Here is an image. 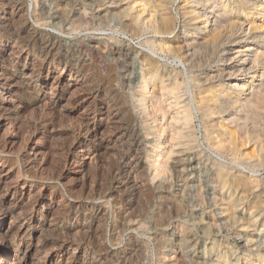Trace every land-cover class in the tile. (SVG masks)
<instances>
[{
    "label": "rangeland",
    "instance_id": "rangeland-1",
    "mask_svg": "<svg viewBox=\"0 0 264 264\" xmlns=\"http://www.w3.org/2000/svg\"><path fill=\"white\" fill-rule=\"evenodd\" d=\"M153 1L163 0H44L39 20L31 0H0V80L17 79L0 89V264H264V123L258 139L250 128L242 158L217 149L219 134L201 105L215 48L198 45L192 33L185 41L192 28L183 0L163 1L174 32L136 28L137 10L153 11ZM48 37L53 53L45 59L39 52ZM60 53L79 74L63 71ZM149 58L158 73L142 68L148 79L162 77L143 90ZM176 78L174 97L162 83ZM182 106L193 112L187 124L173 119ZM159 156L166 170L157 171ZM125 166L133 177L118 186L113 179ZM221 169L232 175L229 195ZM111 189L116 196L104 200ZM99 205L105 211L96 212ZM6 209L16 217L4 219Z\"/></svg>",
    "mask_w": 264,
    "mask_h": 264
},
{
    "label": "bare ground",
    "instance_id": "bare-ground-1",
    "mask_svg": "<svg viewBox=\"0 0 264 264\" xmlns=\"http://www.w3.org/2000/svg\"><path fill=\"white\" fill-rule=\"evenodd\" d=\"M33 2V13L35 15V18H38L39 20L42 19V17H45V2L44 0H31ZM46 1V0H45ZM102 1V0H101ZM106 1V0H104ZM112 1V0H111ZM136 1V0H134ZM156 1V0H155ZM164 1V0H163ZM154 2V5L152 6V10L149 12V9L147 10L145 7H138L139 10L136 12V16L133 20L134 25L136 28L140 29V26H151V28L155 31L156 35L162 34L164 35L167 32H174L173 30L175 24H174V17L169 12V6L165 2ZM185 4L184 9L186 10L187 14L185 15V19L188 18L191 30L187 33L183 31V36L186 37L185 41H188L187 37H190L191 33L193 37H198L196 40V43L200 46L207 45L208 42L211 41V43L214 46L215 52V61L216 66L214 70H212L213 75L209 77V83L212 82L209 95L201 97V105L203 104V110L204 115L206 118L211 121L212 127L218 132V137H216V143H217V149L221 150L222 152H233L234 157L237 159L239 157L242 158V152L244 151V142L250 140L248 134L249 132L253 134H256L254 137L258 139L259 136V130L261 128L262 123H264V0H183ZM17 2V1H16ZM14 2L15 8L19 10V4ZM110 2V1H109ZM145 2V1H144ZM104 3V2H103ZM172 3V2H171ZM13 4V5H14ZM109 4V3H108ZM116 4V3H115ZM137 4V3H135ZM132 5V4H131ZM108 6V5H107ZM112 6V4H111ZM134 6V4H133ZM145 6V5H144ZM104 7V6H103ZM131 7V6H130ZM23 8V7H21ZM102 8V7H101ZM109 8V7H108ZM172 8V7H171ZM183 8V7H182ZM133 9V7H132ZM105 10V9H104ZM131 10V8H130ZM183 10V9H182ZM126 11V10H125ZM135 11V10H134ZM133 11V12H134ZM130 12V11H128ZM126 11V13L128 14ZM182 12V11H181ZM126 14V15H127ZM183 14V13H182ZM33 15V16H34ZM180 15V14H179ZM182 17V16H181ZM129 18V15H128ZM127 18V19H128ZM44 19V18H43ZM183 19V18H182ZM184 19V20H185ZM39 20H37L39 22ZM131 20V19H130ZM43 21V20H42ZM40 23V22H39ZM174 25V26H173ZM182 25V24H181ZM2 26V25H1ZM134 26V27H135ZM178 26V25H177ZM175 26V27H177ZM183 27V26H182ZM133 28V27H132ZM142 28V27H141ZM148 28V27H147ZM144 29V27H143ZM149 29V28H148ZM188 29V28H187ZM138 30V29H137ZM145 30V29H144ZM187 31V30H186ZM142 32V31H141ZM145 32V31H144ZM153 32V31H152ZM14 33V32H13ZM38 32H35L37 34ZM154 33V32H153ZM152 33V34H153ZM154 33V34H155ZM169 33V35H170ZM34 34V35H35ZM141 34V33H140ZM139 34V35H140ZM144 34V33H143ZM40 35V34H39ZM17 36V35H16ZM15 36V37H16ZM21 36V34H20ZM51 36V35H50ZM161 36V35H160ZM165 36V35H164ZM171 36V35H170ZM175 36V35H174ZM159 37V36H158ZM17 41L20 40V37L17 36ZM48 44L52 42L51 40L54 37H48ZM162 38V37H161ZM1 39V38H0ZM38 37H31V43L37 42ZM40 39V38H39ZM160 39V37H159ZM165 39V38H164ZM193 39V38H192ZM27 40V39H25ZM41 40V39H40ZM57 41V40H56ZM164 41V40H163ZM184 41V40H183ZM2 42V40H1ZM16 42V41H14ZM44 42V41H43ZM59 42V41H58ZM63 42V41H62ZM168 42V41H166ZM192 42V41H191ZM41 43V42H40ZM39 43V44H40ZM54 43V42H53ZM185 43V42H184ZM190 43V41H189ZM185 44L186 47L189 49L191 44ZM193 43V42H192ZM43 44V43H42ZM58 44V43H57ZM70 44V43H69ZM68 44V45H69ZM162 44V43H161ZM161 47L162 48V46ZM183 43H181L182 45ZM17 45V44H16ZM55 45V44H54ZM78 45V44H77ZM180 45V46H181ZM62 46V45H60ZM59 46V47H60ZM65 46V45H64ZM167 46V45H166ZM173 46V45H172ZM42 47V46H41ZM44 47V45H43ZM47 45L45 48H41L40 55L45 56V59L49 57V55L52 52V48ZM125 47V46H124ZM123 47V48H124ZM130 47V46H129ZM155 47V46H154ZM158 47V46H157ZM164 47V46H163ZM169 47V46H168ZM210 47V46H209ZM212 47V46H211ZM23 49V47L21 46ZM167 48V47H166ZM173 48V47H170ZM183 48V47H182ZM202 48V47H201ZM29 49V48H28ZM70 49V47H69ZM122 49V48H120ZM174 49V48H173ZM206 48L204 47L203 50ZM209 49V48H208ZM21 50V49H20ZM19 50V51H20ZM61 50V49H60ZM162 50V49H161ZM165 50V49H164ZM182 50V49H181ZM18 51V52H19ZM66 51V50H65ZM131 51V50H130ZM180 51V50H179ZM184 51V50H183ZM191 51V50H190ZM212 51V50H211ZM34 52V51H33ZM37 52V51H36ZM35 52V53H36ZM118 52V51H117ZM128 49H123L120 51V54L122 56H127ZM159 52V51H158ZM163 52V51H162ZM167 52V51H166ZM194 52V51H193ZM210 52V51H209ZM22 53V52H21ZM21 53H14L13 54H19ZM53 53V52H52ZM59 53V52H58ZM130 53V52H129ZM57 54V53H56ZM162 54V53H161ZM186 54V53H185ZM188 54V53H187ZM190 54V53H189ZM188 54V56H189ZM214 54V52H213ZM32 55V54H31ZM39 55V57H40ZM18 56V55H17ZM68 55H61L58 54L57 60L60 64L64 65L63 71L68 72L70 71V75H72L73 71L75 69H69L68 62L65 59ZM179 56V55H178ZM184 56V54H183ZM187 56V57H188ZM191 56V55H190ZM51 57V56H50ZM72 57V56H71ZM70 58V57H69ZM43 59V60H45ZM148 59V58H147ZM190 59V58H189ZM193 59V58H192ZM39 60V59H38ZM41 60V58H40ZM55 60V59H54ZM84 60H86L84 58ZM182 60V59H181ZM186 60V58H185ZM188 60V59H187ZM186 60V61H187ZM194 60V59H193ZM42 61V60H41ZM145 61V60H144ZM142 61L141 69L148 67L149 72L157 71L155 63L153 61L147 60L146 62ZM185 61V63H186ZM84 62V61H83ZM82 62V63H83ZM58 63V64H59ZM154 63V64H153ZM81 64V63H80ZM158 64V62H157ZM198 64V63H197ZM161 65V64H160ZM196 65V64H195ZM194 65V66H195ZM60 65H58L59 67ZM74 66V65H73ZM78 66V65H77ZM81 66V65H80ZM79 66V67H80ZM140 66V65H139ZM189 66V64L187 65ZM185 64V68L188 73V67ZM201 66V65H200ZM72 67V66H71ZM132 67V66H131ZM27 68V67H26ZM60 68V67H59ZM33 71V70H32ZM35 71V70H34ZM206 72V71H205ZM75 73L79 74L80 70H75ZM155 73H158L155 72ZM154 73V76L152 78L148 79V74L143 69L142 72L140 71L142 82L139 83V88L145 90L147 86L153 82L155 77L161 78V75H156ZM162 73V71H161ZM35 74V73H34ZM31 74V75H34ZM24 75V74H23ZM175 76V75H174ZM206 76V75H205ZM34 77V76H33ZM32 77V78H33ZM140 77V76H139ZM173 77V76H172ZM194 77V76H193ZM37 78V77H36ZM45 79V78H44ZM43 79V80H44ZM172 79V78H171ZM199 79V77H198ZM203 79V78H202ZM17 79L13 76H10L9 79L5 78V80H0V89L6 87L7 85L13 84ZM182 80V78H181ZM194 80V79H193ZM196 80V79H195ZM204 80V79H203ZM202 80V81H203ZM208 80V79H206ZM204 80L203 82H205ZM60 81V79H58ZM165 81V80H164ZM198 81V80H197ZM196 81V82H197ZM201 81V80H200ZM199 81V84H200ZM10 82V83H9ZM166 82V81H165ZM173 82V81H172ZM57 84L59 82H56ZM183 84V83H181ZM160 86V85H159ZM179 86L178 79H174V82L171 85H165L162 83V90L165 91L166 94L173 95L174 97L177 95V90ZM181 86V85H180ZM204 86V85H203ZM198 87V86H197ZM178 88V89H177ZM201 88V87H199ZM161 89V88H160ZM198 89V88H197ZM196 89V90H197ZM206 89V88H205ZM157 90V89H156ZM208 91V90H207ZM198 92V91H197ZM17 93V92H16ZM144 93V92H143ZM147 93V92H146ZM145 93V94H146ZM160 93V92H159ZM158 93V94H159ZM13 94V93H12ZM19 94V93H17ZM197 94L196 92L194 93ZM144 95V94H143ZM198 95V94H197ZM146 96V95H145ZM201 96V95H200ZM94 98L99 97L98 92L94 93ZM156 97V96H155ZM154 97V99H155ZM93 98V99H94ZM162 98V96H161ZM160 98V99H161ZM170 98V97H169ZM178 98V97H177ZM158 99V98H157ZM195 99V97H194ZM193 99V100H194ZM200 99V98H199ZM40 100V99H39ZM162 100V99H161ZM177 100V99H176ZM175 100V101H176ZM197 100V99H196ZM32 102V101H31ZM163 102V101H161ZM180 102V101H179ZM39 103V102H38ZM172 103V102H171ZM175 103V102H174ZM200 103V102H199ZM198 104V102H197ZM146 105V104H145ZM164 105V104H163ZM179 105V104H178ZM142 106V105H141ZM171 107V106H170ZM184 107V106H182ZM180 108V107H179ZM166 109V108H165ZM184 109L181 111V113L178 114L177 117L173 118L175 121H185L186 124L191 120L193 112L189 108H182ZM197 109V107H195ZM199 109V107H198ZM156 110V109H155ZM176 110V109H175ZM200 110V109H199ZM145 111V110H144ZM158 111V110H157ZM178 111V110H176ZM198 112V110H197ZM153 113V112H152ZM158 113V112H157ZM164 113V112H163ZM170 114V113H169ZM175 114V113H174ZM176 115V114H175ZM202 115V114H201ZM172 116V115H171ZM203 116V117H205ZM174 117V116H173ZM194 117V116H193ZM200 117V116H199ZM170 118V117H169ZM165 119V118H164ZM163 120V119H162ZM165 121V120H164ZM192 121V120H191ZM167 122V121H166ZM174 122V121H173ZM163 123V122H162ZM207 123V121H206ZM209 123V122H208ZM184 124V123H183ZM169 125V124H168ZM177 125L175 122L174 126ZM180 125V124H179ZM182 125V124H181ZM180 125V126H181ZM189 125V124H188ZM173 126V127H174ZM94 127V126H93ZM164 127V126H163ZM176 127V126H175ZM175 127L173 130H175ZM211 127V126H210ZM264 127V126H263ZM166 128V127H165ZM172 128V127H171ZM251 128V130H250ZM206 129V128H205ZM213 129V130H214ZM261 131H264L263 128H261ZM86 130V133H90L92 130L91 124H88L87 127L84 129ZM176 128V132H177ZM79 132V131H78ZM175 132V131H174ZM207 132V129H206ZM210 132V130H209ZM213 132V131H212ZM84 133V132H83ZM214 133V132H213ZM80 134V133H78ZM82 134V133H81ZM181 135V133H180ZM215 135V134H213ZM263 135V134H262ZM249 140H248V138ZM209 137V136H208ZM263 137V136H262ZM211 138V137H210ZM214 138V137H213ZM212 138V139H213ZM254 138V139H255ZM253 139V140H254ZM262 139V138H261ZM211 140V139H210ZM215 140V139H214ZM213 140V141H214ZM138 141V140H137ZM136 141V142H137ZM224 142H227L228 144H224ZM247 142V144H248ZM252 142V140H251ZM215 143V144H216ZM256 143V142H255ZM264 142L258 141V144L260 148H263ZM214 144V145H215ZM250 144V143H249ZM257 144V145H258ZM139 145V144H138ZM213 145V147H214ZM254 146V145H253ZM161 147V146H160ZM216 147V146H215ZM162 148V147H161ZM164 148V147H163ZM247 148V147H246ZM245 148V149H246ZM250 148V147H249ZM160 149V148H158ZM259 149V148H258ZM264 149V148H263ZM133 150V149H132ZM138 150V149H137ZM262 150V149H260ZM218 153V150H215ZM246 152V151H245ZM248 152V151H247ZM249 153V152H248ZM222 154V153H221ZM251 154V152H250ZM160 155V154H159ZM232 155V154H231ZM230 155V156H231ZM232 155V157H233ZM139 156V155H138ZM168 156V155H167ZM223 156V155H222ZM245 156V155H244ZM249 156V155H248ZM255 156V155H254ZM253 156V157H254ZM257 156V155H256ZM226 157V156H224ZM231 157V158H232ZM228 158H230L228 156ZM240 158V160H241ZM245 158H247L245 156ZM256 158V157H255ZM123 159V158H122ZM128 159V158H127ZM161 156L158 157V160L154 162L155 167H157V171H160L164 168L162 161L160 160ZM252 159V158H251ZM254 159V158H253ZM235 160V159H234ZM258 160V159H257ZM260 160V159H259ZM139 161V160H138ZM249 161V160H248ZM127 162V161H126ZM246 162V161H245ZM254 162V161H253ZM124 163V162H123ZM130 163V162H128ZM243 163V162H242ZM247 163V162H246ZM236 164V162H235ZM125 165V163H124ZM127 165V164H126ZM248 165V164H247ZM251 165V164H250ZM253 165V163H252ZM251 165V166H252ZM134 166V165H133ZM140 166V165H139ZM256 166V165H255ZM122 168V167H121ZM133 168V167H132ZM167 168V167H166ZM254 168V167H253ZM134 170V169H133ZM131 169V166H125L124 170L122 168V171L120 172L119 177H114L113 181H115V184L118 185L120 183L124 184L127 183L132 174L133 171ZM136 170V169H135ZM133 171V172H132ZM113 172L111 171V174ZM118 173V172H117ZM136 173V172H135ZM159 173V172H158ZM219 173V176L221 180L224 183V187L226 188V192L228 195L230 194V188L232 182L231 177L232 175L229 173L227 169H221ZM114 174H116L114 172ZM240 174V173H239ZM117 175V174H116ZM241 175V174H240ZM239 175H234V179L238 178ZM133 177V176H132ZM111 177L109 176V179ZM113 178V177H112ZM111 178V179H112ZM95 179V178H94ZM100 179V178H99ZM242 179V178H241ZM97 181V180H96ZM99 181V180H98ZM109 182V181H108ZM236 185H239V187H244L245 184L239 180L236 179ZM97 183V182H96ZM111 183V182H110ZM109 184V183H108ZM131 184V183H129ZM235 184V183H234ZM249 184V183H248ZM100 185V184H99ZM115 186V185H114ZM119 186V185H118ZM117 186V187H118ZM235 186V185H233ZM131 187V186H130ZM115 188V187H114ZM134 188V187H133ZM238 188V187H237ZM109 189V188H108ZM129 189V188H127ZM131 189V188H130ZM240 189V188H239ZM128 191V190H127ZM106 193V192H105ZM128 193V192H127ZM104 194V192H103ZM102 195V194H101ZM105 195V194H104ZM98 196V195H96ZM116 196V193L114 192V189H111L108 191L106 197L104 200H110L111 198L114 199ZM128 196V194H127ZM94 197V196H92ZM97 199L99 197H96ZM93 199V198H92ZM100 199V198H99ZM103 200V199H102ZM112 200V199H111ZM228 200V199H227ZM93 201V200H92ZM99 201V200H97ZM117 200H115L116 202ZM235 201V200H234ZM102 202V201H100ZM93 203V202H92ZM109 203V202H108ZM122 203V202H121ZM107 204V203H105ZM104 204V205H105ZM116 204V203H115ZM231 204V203H230ZM103 205V204H102ZM111 205V204H110ZM233 205V204H231ZM117 206V205H116ZM227 206V205H226ZM33 207V205H32ZM100 207V205H99ZM95 207V211L100 213L105 210H103V207ZM107 207V206H106ZM112 207V205H111ZM34 208V207H33ZM230 208V207H229ZM232 208V207H231ZM235 208V207H234ZM35 209V208H34ZM92 209V208H91ZM32 210V209H31ZM92 211V210H91ZM93 214V213H92ZM16 217L15 211L13 210H5L4 212V219L9 217ZM85 216V215H84ZM91 216V215H90ZM95 216V215H92ZM119 216V215H118ZM125 217V216H124ZM123 217V218H124ZM94 218V217H92ZM16 219V218H15ZM14 219V220H15ZM26 220V219H25ZM31 220V219H30ZM27 221V220H26ZM22 222V221H21ZM30 222V221H29ZM131 223V221L129 222ZM128 223V224H129ZM24 225V224H23ZM122 225V224H120ZM126 225V224H125ZM123 224V227L125 226ZM130 225V224H129ZM127 226V225H126ZM22 227V226H20ZM128 227V226H127ZM120 228V227H119ZM119 228H117L119 230ZM129 228V227H128ZM122 229V228H121ZM114 231V230H113ZM112 231V233H113ZM124 231V229H123ZM132 231V230H131ZM134 231V230H133ZM264 231V230H263ZM120 232V230H119ZM116 233V231H115ZM123 234V233H122ZM115 235V234H114ZM3 238V237H2ZM5 238V237H4ZM113 238V237H112ZM135 238V237H134ZM117 239V238H116ZM5 240V239H4ZM111 240V239H110ZM115 240V239H114ZM113 240V241H114ZM118 240V239H117ZM115 240V241H117ZM131 240V239H129ZM52 241V240H51ZM56 243V242H55ZM244 243V242H243ZM80 244V243H79ZM71 245V244H68ZM58 246V245H57ZM59 249H64L67 246L66 245H60L58 246ZM72 247V246H71ZM10 247H7L6 249L9 250ZM111 248V247H110ZM121 248V247H120ZM11 249V248H10ZM100 249V248H99ZM109 249V248H107ZM104 250V249H103ZM95 251V250H94ZM119 251H117L118 253ZM122 252V251H121ZM106 253V251H105ZM123 253V252H122ZM115 255L116 252L114 250H110L107 253V256L109 255ZM118 256V255H117ZM125 256V255H124ZM111 258V256L109 257ZM102 259V258H101ZM110 260V259H107ZM106 260V261H107ZM121 262V261H120ZM105 264V263H104ZM114 264V263H113ZM125 264V263H124Z\"/></svg>",
    "mask_w": 264,
    "mask_h": 264
}]
</instances>
